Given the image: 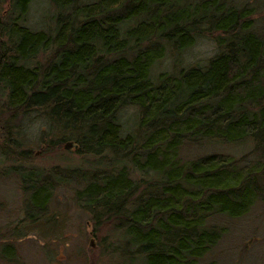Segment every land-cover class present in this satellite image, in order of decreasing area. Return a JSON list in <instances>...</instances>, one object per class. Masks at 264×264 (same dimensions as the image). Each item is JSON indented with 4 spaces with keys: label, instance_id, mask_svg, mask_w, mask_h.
Returning <instances> with one entry per match:
<instances>
[{
    "label": "trees",
    "instance_id": "1",
    "mask_svg": "<svg viewBox=\"0 0 264 264\" xmlns=\"http://www.w3.org/2000/svg\"><path fill=\"white\" fill-rule=\"evenodd\" d=\"M42 1L0 0V154L16 153V117L43 116L94 156L75 198L122 233L125 264H217L223 221L264 202V0H44L45 23L29 22ZM199 36L213 53L183 61ZM209 141L249 146L182 153ZM16 174L38 211L66 181Z\"/></svg>",
    "mask_w": 264,
    "mask_h": 264
},
{
    "label": "rangeland",
    "instance_id": "2",
    "mask_svg": "<svg viewBox=\"0 0 264 264\" xmlns=\"http://www.w3.org/2000/svg\"><path fill=\"white\" fill-rule=\"evenodd\" d=\"M39 4L28 18L31 23L35 20L36 24H44V12L51 10L46 1ZM38 9H44L43 14ZM213 51L211 39L199 36L180 56L183 61L203 62ZM170 61V55L166 54L157 67L151 68V78L154 80L155 68L170 70ZM122 115L125 120V113ZM12 124L17 126L15 134L19 140L14 152H26L19 157L16 153L0 154V264H125V259L114 249L122 245V233L113 232L112 223L104 222V216L95 222L93 214L75 198V191L82 185L70 176L84 171L94 156L77 152L73 143L64 149L65 140L57 141L58 135L49 130L47 119L39 114L28 111L21 120L16 117ZM248 146L209 141L185 146L182 153L184 156L211 152L238 156ZM18 167L55 169L66 181L52 189L51 199L38 211L26 205L16 174ZM223 222L226 233L205 258L215 259L217 264H264V202L254 204L239 219Z\"/></svg>",
    "mask_w": 264,
    "mask_h": 264
},
{
    "label": "water",
    "instance_id": "3",
    "mask_svg": "<svg viewBox=\"0 0 264 264\" xmlns=\"http://www.w3.org/2000/svg\"><path fill=\"white\" fill-rule=\"evenodd\" d=\"M72 146V142L70 141V140H65L64 142H63V144H62V147L64 148V149H68L69 147H71Z\"/></svg>",
    "mask_w": 264,
    "mask_h": 264
}]
</instances>
